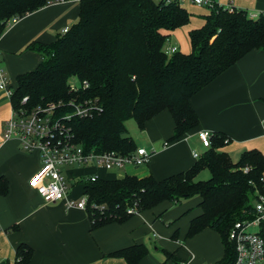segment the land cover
Instances as JSON below:
<instances>
[{
	"label": "trees",
	"instance_id": "16d2710c",
	"mask_svg": "<svg viewBox=\"0 0 264 264\" xmlns=\"http://www.w3.org/2000/svg\"><path fill=\"white\" fill-rule=\"evenodd\" d=\"M49 0H0V37L13 23L47 6ZM191 15L176 2L165 0H80L77 21L49 44L31 42L25 50L41 57L31 71L19 74L10 96L14 108L58 105V116L72 111L70 100H90L99 110L85 118L66 121L74 140L85 151L129 155L136 149L124 123L134 119L139 130L163 111L174 121L175 142L195 129L198 118L191 98L251 51H264V12L252 18L245 10L214 7L204 23L188 32L190 52H164L168 33L189 24ZM74 78L79 89H70ZM83 84L87 87L83 88ZM26 99L22 103L23 99ZM225 136L213 133L211 145L186 171L162 180L152 176L98 178L83 184L86 212L92 227L122 223L160 203L179 204L198 197L200 214L188 227L187 237L205 229L215 231L223 256L215 264H233L234 243L229 232L236 222L254 217V205L264 195V157L245 151L236 163L221 149ZM247 169V171H245ZM203 170L210 178L194 181ZM6 182L0 178V194ZM259 235L264 240V220ZM147 254L142 244L110 254L137 264ZM31 250L20 245L15 264H28ZM167 259H175L167 255Z\"/></svg>",
	"mask_w": 264,
	"mask_h": 264
},
{
	"label": "crops",
	"instance_id": "0c3cea01",
	"mask_svg": "<svg viewBox=\"0 0 264 264\" xmlns=\"http://www.w3.org/2000/svg\"><path fill=\"white\" fill-rule=\"evenodd\" d=\"M49 1L52 2L47 6L11 24L0 37V68L10 88L19 74L33 70L41 62L38 54L25 50L26 46L31 42L52 43L61 29L77 21L79 2ZM214 1L231 4L250 16L264 12V0ZM203 23L199 21L200 27ZM188 32L185 30L190 45ZM173 36L178 45L172 42ZM167 42L183 54L190 52L179 29L168 33ZM191 106L198 125L175 142H167L174 129L168 111L159 113L140 130L145 146L134 143L150 154L145 166L114 170L110 177L92 167L64 169L69 197L79 200L82 196L83 184L78 180L81 175L97 173L106 180L124 176L162 180L186 171L197 159L193 153L199 157L206 151L197 138L202 130L225 136L227 144L221 151L233 163L250 150L264 157V51L254 50L241 58L196 93ZM10 112V100L0 91V178L6 182V192L0 194V264H15L20 245L31 250L28 264H127L110 254L138 244L146 246L147 254L137 264H215L221 260L223 246L215 231L205 229L187 237L191 220L201 211L198 197L179 204L163 202L122 223L94 228L85 210L66 208L62 201L44 202L29 185L40 168L39 154L21 151L15 139H2Z\"/></svg>",
	"mask_w": 264,
	"mask_h": 264
},
{
	"label": "built area",
	"instance_id": "2783aa9c",
	"mask_svg": "<svg viewBox=\"0 0 264 264\" xmlns=\"http://www.w3.org/2000/svg\"><path fill=\"white\" fill-rule=\"evenodd\" d=\"M63 1L65 0H54V2ZM171 1L178 3L179 6L187 2L197 7H207L209 11L214 9L215 6L230 11L233 10L231 4L219 5L214 0H165L167 3ZM258 16L259 14L251 17L257 18ZM68 30L69 27H64L61 29V34L67 33ZM176 51L177 48L173 46L164 48L167 55H172ZM69 84L73 92L79 89L76 79L72 78ZM82 86L83 88L87 87L86 84ZM0 91H3L10 100L12 89L9 87L1 68ZM25 101L24 98L22 103ZM58 105L60 103H49L32 108H14L11 106L10 116L4 125L2 139L3 141L15 139L19 143L21 151L25 153L37 152L39 154L40 168L30 179L29 185L36 190L44 202L62 201L66 208L86 210L88 204L86 194H82L79 200H73L69 197V189L63 175L64 169L92 167L95 170L106 172L121 170L126 167L137 168L147 165L150 154L144 148H136L129 155L116 152L95 153L85 151L74 140L66 121L71 118H85L92 112L99 110V108L90 100L78 104L75 100H70L69 105H71L72 111L60 117L57 113ZM212 135L213 133L206 130L197 133V138L202 147L206 149L210 147ZM193 157L198 158V154L194 152ZM98 178V174L93 173L81 175L78 180L85 184L93 183ZM126 213L134 216L140 212L137 211L136 204H134L128 207ZM263 220L264 195H259L254 205V217L250 220L236 222L229 232V239L234 243L236 252L233 264H264V240L259 235Z\"/></svg>",
	"mask_w": 264,
	"mask_h": 264
},
{
	"label": "rangeland",
	"instance_id": "374dc122",
	"mask_svg": "<svg viewBox=\"0 0 264 264\" xmlns=\"http://www.w3.org/2000/svg\"><path fill=\"white\" fill-rule=\"evenodd\" d=\"M157 1L158 0H154L155 3ZM74 2L77 4L79 2V0H74ZM181 7H184L185 9H187L188 13H190V15H191V20H190L189 24L185 28H179V32L183 35V37L186 38L187 46L189 47L188 49H190V45L188 44V38L185 34V30L190 31V30L199 28L200 27L199 21L203 22L202 17L209 13V8L197 7V6H194V5L189 4L187 2L182 3ZM172 42L176 43L178 45V40L175 36H173ZM166 46H170L168 42L165 43L164 48ZM180 50H181V48H180ZM168 56H171V55H168ZM124 126L126 128V136L130 137L137 145L145 146V144L142 143L144 135H143L142 131H140L138 129L134 119L126 120L124 123ZM68 169H70V168H68ZM114 172L115 171H106V172H104V174H106V176L110 177L113 175ZM209 178H210L209 172L207 170H203L201 173H199V175L195 178L194 181H206ZM182 202H184V200H182L180 203H182Z\"/></svg>",
	"mask_w": 264,
	"mask_h": 264
}]
</instances>
